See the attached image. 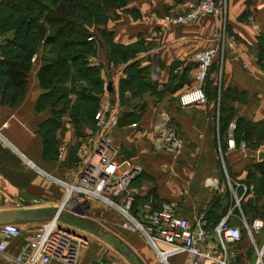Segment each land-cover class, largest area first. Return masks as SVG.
<instances>
[{"label": "crops", "instance_id": "obj_1", "mask_svg": "<svg viewBox=\"0 0 264 264\" xmlns=\"http://www.w3.org/2000/svg\"><path fill=\"white\" fill-rule=\"evenodd\" d=\"M186 3L187 0H126L121 6L111 8L108 20L100 25L111 31L113 39L119 43L144 40L146 45L145 50L124 61L114 77L106 79V83L112 81L113 89L108 90L114 93L116 110L137 113L144 105V111L134 120L111 130L114 145L120 154L126 151L120 142L129 145L135 142L137 147L136 154L128 155L142 165L141 172L129 185L137 199L136 207L146 201L154 208L169 203L191 221L203 214L204 226L209 231L204 245L211 251L220 248L212 226L221 216L228 215L229 221L242 229L239 240L225 242L228 264H256L258 254L261 260L258 264H264V155L260 156V152H264V136L256 139L255 134L260 131L259 121L264 118V0H227L225 25L237 38H233L232 45L228 37L223 52L217 55L220 71L212 69L209 73L206 86L209 99L205 103L183 105L179 94L194 84L193 53L213 44L218 32L217 17L212 14L185 24H172L164 18L166 13L184 11ZM101 53L89 55L88 60L89 64L100 66V74L105 79L108 59ZM141 58L143 64H150L149 77L146 76L149 84L140 94L136 87L123 89V97L128 99L126 105H121L120 83L126 76L125 67ZM242 61L248 65L243 67ZM39 64L37 58L31 60L23 96L17 104L12 105L0 97V210L32 206L56 208L64 196L58 179L77 177L84 144L97 136L95 127L90 131L85 126H90L91 121L76 130L70 118L62 117L64 131L60 143L55 144L53 151L46 150L45 123L58 107L50 101L36 109L38 98L47 90L38 80ZM221 84L225 104L232 107L233 112L222 135L217 112L219 103L215 100L218 101ZM238 121L247 127V135L243 134L246 129L241 127L234 134ZM160 123L174 129L173 143L156 142V126ZM230 133L235 147L229 148ZM240 138L247 141L243 151L238 146ZM61 146L63 149L59 151ZM22 153L32 165L26 164ZM62 162L70 165L68 175L59 166ZM239 182L252 183L254 189L236 203L235 192L242 191ZM94 208L101 214L103 223L93 221L91 232L119 254L120 257L116 255L118 262L135 264L113 241L96 232V222L129 244L145 264H157L148 247L139 241V235H130L131 243L106 225L130 232L118 224L119 213L99 201L89 203L86 215L75 214L70 209L63 211L59 222L75 231L81 229L83 233L77 232L87 237L84 233L87 225L82 220L95 211ZM243 219L249 223L254 219L262 222L260 229L253 232V239L244 230ZM16 222L21 233L12 239L6 250H0V264H17L6 252L15 250L29 237L40 220ZM141 237L145 240L142 234ZM145 243L148 245L146 240ZM91 246L81 250L77 264H116L111 259L114 254L109 255L111 258L106 254V259L103 256L95 259ZM185 258V253H176L168 262L182 264ZM57 263L61 264L57 261L49 264ZM201 264L217 263L205 260Z\"/></svg>", "mask_w": 264, "mask_h": 264}, {"label": "built area", "instance_id": "obj_2", "mask_svg": "<svg viewBox=\"0 0 264 264\" xmlns=\"http://www.w3.org/2000/svg\"><path fill=\"white\" fill-rule=\"evenodd\" d=\"M186 9L178 13H166L164 18L172 24H185L196 21L201 16L212 14L219 19H225L226 0H187ZM222 16V17H221ZM91 38V37H88ZM230 43L234 39L229 37ZM228 36L218 33L215 41L208 47L197 49L193 53L196 62L194 70V84L179 94V101L183 105L191 103H205V81L208 70L219 52H223ZM3 55L0 53V60ZM35 54L31 60H35ZM242 61V66H247ZM107 88V84H106ZM111 101L105 102L94 113V122L99 132L94 139L87 141L83 147V162L74 183L63 182L66 194L54 213L47 219L40 220L29 237L23 239L13 251H7V256L17 264H49L57 261L61 264H77L81 250L87 246L85 235L60 224L61 213L69 208L75 214H88L91 201H99L115 209L120 220L118 224L131 231L142 234L153 249L155 256L162 264H169L168 258L176 253H185L182 264H201L205 260L215 261L217 264H228L226 241H236L242 237V229L229 221L228 215L221 216L212 226V232L217 236L219 250L211 251L204 245L208 230L204 226L203 214L194 220L180 214L173 205L162 203L159 207H152L150 202H143L133 208L135 195L129 190L132 179L142 170V165L131 157L121 155L111 144L108 130L118 124L117 110L111 107ZM134 124V123H132ZM93 130L92 127H86ZM158 144H171L174 141V129L165 123L156 126ZM228 147H235V140L230 133L227 140ZM239 149L247 148V141L241 138ZM61 149L63 146L60 147ZM22 157L26 164L32 165L30 159ZM61 182V179H58ZM208 181L212 182L211 178ZM242 191L235 192L236 203L247 191L253 189L252 183L239 182ZM67 194H69L67 196ZM262 225L259 219L251 223L243 219V228L253 239V232ZM21 233L18 222L0 224V250H6L12 239ZM258 251V250H257ZM260 254L256 264L260 262Z\"/></svg>", "mask_w": 264, "mask_h": 264}, {"label": "trees", "instance_id": "obj_3", "mask_svg": "<svg viewBox=\"0 0 264 264\" xmlns=\"http://www.w3.org/2000/svg\"><path fill=\"white\" fill-rule=\"evenodd\" d=\"M50 3H53L50 6L49 2L42 1V0H0V9H9L12 8L15 11H22L25 12L28 16L23 19V21L30 26V28L34 29V37L36 39H40L43 42L44 46H49L50 50H53L55 47L57 48L56 55L51 56L49 58H45L43 62L40 64L37 70V76L40 85L43 88H46V92L42 93L37 100L36 109L43 107L45 103L50 101H54L56 104L61 103H68L70 98L68 97L71 94H78L76 102L84 103L88 109V112H77L75 109L73 113V117L70 115V120L77 130L80 126L84 123H88L92 121L94 118V113L97 110V103L98 98H96V94L100 92L103 84V77L100 74V66L99 65H91L89 64L88 56L92 54V48L96 45L99 49L102 48L104 52L108 51L107 59L108 62H119V61H126L129 58L136 55L137 52L143 50L142 44L138 40L133 43L124 44L127 47H133L132 53H128V51L121 52L119 46L123 43H119L115 41L112 37V32L100 26L104 24L109 18V10L113 7L121 6L126 0H49ZM96 3V6H101L105 8L106 14V21H90L85 19L83 16L81 17L80 13H77L75 9L72 7L70 8L71 4H77L81 8H85L87 14H91L89 12L90 7L92 4ZM101 3V5H100ZM91 5V6H90ZM6 7V8H5ZM88 8V9H87ZM48 23L50 26V33L46 32L45 24ZM90 25H97L98 32L101 37H98L96 34L90 33L88 30ZM91 37V38H88ZM138 43L142 48H134V44ZM18 51H11L10 54L7 56L5 53L2 52V59L0 60V97L1 100L8 101L10 104L14 105L17 104L21 97L23 96V92L26 85V76L27 72L31 66V57L32 54L35 52L34 47H30L29 49L26 44H18ZM87 46L89 48L88 52L84 50L75 51V53H71L69 50V46ZM109 45H112L113 49L109 50ZM55 46V47H54ZM108 49V50H107ZM117 51V55L121 59L116 58V53L113 51ZM262 49L264 51V42L262 43ZM112 51V52H110ZM91 52V53H90ZM54 53V51H53ZM209 67L208 74L205 81V93H206V86L209 84V73L212 69H215L216 64L214 61ZM138 60H134L127 64L125 67L126 76L120 83V93L119 99L121 105H126L125 102L128 98H124V94L122 90L125 88H137V94H140L141 91L145 90V87L149 84L146 80V76L149 77L150 72V64H144L146 66L147 72L141 75L137 69H132L134 65L140 66ZM71 62L74 64V67H70L69 63ZM140 66L139 68H141ZM73 71L79 75V79L83 82L82 87L80 89L77 85H74L76 82L73 83V86H58V82L60 78H66L68 74ZM62 76L59 77V75ZM73 78V77H72ZM76 78V77H75ZM73 81V80H72ZM86 84V85H85ZM77 87V88H76ZM6 90H11L10 97L7 98ZM225 91L222 89L219 95V100H216V103H219V133L222 135L224 129L226 127L227 121L232 117V107L225 104L224 98ZM136 94V93H135ZM136 94V95H137ZM80 95V96H79ZM207 96V94H206ZM233 96V94H232ZM15 97V98H14ZM217 98V97H216ZM207 99L209 97L207 96ZM62 106H59L55 109L52 113V118L49 119L45 123L44 127V137H45V146L46 150L53 151L55 144L58 142V137L56 135V129L62 125V113L65 111ZM229 108V109H228ZM228 109V110H227ZM120 111L125 112L129 116L120 118L118 120V124H124L131 120H134L137 114L136 112H132L127 109H121ZM75 113H78V116H75ZM81 114V116H80ZM260 131L256 134V139H262L264 136V129L261 130V127H264V118L260 121ZM241 121H238L237 124V132L238 128H245L244 135L248 134L247 127L242 125ZM253 129V128H251ZM241 139V138H240ZM238 139V140H240ZM237 140V138H236ZM239 142V141H238ZM135 201L137 199L135 198ZM135 201L133 208H136ZM244 208V205H241Z\"/></svg>", "mask_w": 264, "mask_h": 264}, {"label": "rangeland", "instance_id": "obj_4", "mask_svg": "<svg viewBox=\"0 0 264 264\" xmlns=\"http://www.w3.org/2000/svg\"><path fill=\"white\" fill-rule=\"evenodd\" d=\"M42 1H46V2H49L50 3L49 0H42ZM52 5H53V3H50V6H52ZM100 5H101V3H100ZM71 7L72 8L74 7L73 9H75L77 13H80L81 14V17L83 16L87 20H90V21L93 20L95 22H97V21L98 22L99 21H106V14L104 12L105 11V8L103 7V5H101V6H98L97 5L96 6V3L94 2V4H92V6L90 7L89 12L91 14H89V15L87 14V11H86L85 8L83 9L80 6H77V4L72 3L71 6H70V8ZM226 13H227V0H226V8H225V12H224V17H226ZM27 16L28 15L25 12L15 11L12 8H9V9H0V53L2 54V52H3L7 56L13 50L16 51V52L18 51V46H19L18 44H26L28 46L27 49H29L30 47H34L35 48V52L32 55L35 54V57L39 60V63L41 64L43 62V60L45 59V58H43L44 56L47 57V58H49L51 56L56 55V51L55 50L57 48L54 46L55 48L53 50H50L49 46H44L43 45L42 40H40V39L38 40V39H36V37H34V35H33L34 29L33 28H30V26L27 25L23 21V19L25 17H27ZM219 18L220 17H217V19H216L217 20V23H218V32H217V34L218 33H225L226 36L231 37L232 39L233 38L236 39L237 36L234 35L227 28V25H225V19H219ZM45 24H47V25H45V27H46V32L45 33H50L51 31H50L49 24L46 23V22H45ZM88 28H89L88 30L90 31V33L96 34L98 37H101L100 34H99V32H98L99 30H98V26L97 25H90ZM140 44H142L143 50H145L146 45H145L144 40L143 41H140ZM133 46H134V48L137 47L138 49L139 48H142L138 43L134 44ZM119 47H120V49H117V51L121 50V52L128 51V53H130V52L132 53L133 47H131V46L127 47L126 45L121 44V46H119ZM68 48L70 49L69 51L72 54L75 53V51H78V50H84V51L88 52V54H89V48H87V46H74L73 45V46H69ZM111 48H113V46L112 45H109V50ZM116 48H118V47H116ZM116 48H113V49H116ZM113 49H112V51H113ZM91 50H92L91 51L92 54H90V56L91 55H96V54L102 55L101 52H104V51H102V48L99 47V49H98L96 45ZM53 51H54V53H53ZM112 51H110V52H112ZM117 51L116 52L113 51V53H116V55H117ZM107 54H108V51L104 52V55L106 57H107ZM116 58L117 59H121V58L118 57V55L116 56ZM215 58H217L214 61V63L216 64L215 70H216L217 73H219V71H220L219 70L220 58L219 57H215ZM143 61H144V59H142V58L138 60V63L140 64V66H142L141 68H139L140 66H136V65H134V67H132V69H137V71H139V73L141 75H143L144 73L147 72L146 66L143 64L144 63ZM123 62L124 61L112 62L111 64L108 62L107 65H106V67H104L105 79H103V84H102V88H101L100 92H98L96 94V98H98V103H97V106L98 107H97V109L101 105H103L105 102H107V101H111L112 102V105H111V102H110V105H111V107L113 106L114 93L112 91H109L106 88V84H107L106 83V79L107 78L114 77L115 74H117V71L122 66V63ZM68 63H69V65H70L71 68L74 67V64L73 63H71V62H68ZM40 64H39V66H40ZM60 76H62V74H60L59 77ZM78 77H79L78 74L73 73V71H71L68 74V76H66V78L63 77V78H60L59 79L58 86L61 87V85H62V86L71 87V86H73V83L76 82L74 85H77V87L80 89V87H82L85 82H82V80L79 79ZM6 93H7V96H8L7 98H9L10 97L9 95L12 92H11V90H8V91L6 90ZM68 97L70 98V101L68 103H65L64 102L63 103V106H62L61 103L57 104V107L62 106L63 109L66 108L65 111L62 113V117H64V118H67L68 117L69 118L70 115L73 117L74 116L73 113H74L75 109H77V112H83V111H85V113L88 112V109L86 108L87 106L84 103L76 102L75 101V99H77V97H78V94H71ZM80 108L83 111L82 110H79ZM143 111H144V105H143L142 108L139 109V111H138L137 114H141ZM217 112H218V115H219V109H218ZM78 115H79L78 113H75V116H78ZM116 115L118 117V120L120 118H124L126 116L127 117L129 116V114L127 115L125 112H122V111H118L116 113ZM80 116H81V114H80ZM232 116H233V112H232ZM90 123H91V125L89 127H92V128L95 127V129H96V131L98 133L99 132V129H97V127L95 126L94 118H93V120ZM85 126L88 127L87 124ZM118 126H119V124H117L115 127H112V128H110L108 130V132L111 135V144L114 147H115V145H114V139L112 138L111 130H113L114 128H118L119 129ZM262 129H264V127H261V130ZM63 131H64V127L63 126H61V127L59 126L56 129V132L55 133L58 136V142H59V140H61ZM119 144H122V147L126 150L125 152H123V151L121 152V154H123V156L125 155L126 157H130L128 155H132L133 156V154H136L137 147L135 146V142H133L132 145H129V143L126 144V142H124V141L123 142H120ZM62 149L59 147L58 150L60 151ZM79 160L80 161H79L78 166H77V171H78L77 177L79 176V171L81 169L82 162H83L82 159H79ZM59 166L62 167V168H64L65 175H68V173L70 171V165L62 162V163H59ZM59 179H61V185H62V188H63V195H65L67 190H66V186L64 185L63 182L74 183V180L76 178L75 179H69V178L63 177V178H59ZM253 189H254V187H253ZM256 190H257V192H260V190L258 188ZM92 202H96V201H92ZM107 207H109V206H107ZM95 208H94V210H95ZM67 209H69V208H65L63 211H68ZM118 216H119L118 218L120 219V215H118ZM86 217H85L84 220H82V223H84V224L87 225L86 226V229H85L86 232H84V233H86L88 235L87 236V239H88L87 247L89 245H92L91 246V249L93 250V253L92 254L94 255L95 259L97 257H100V256L101 257L103 256V259H106L105 258L106 257V254H107V256L114 254L115 257L114 256H112V258L110 256L109 257L112 260H114V262H116V264H121V262H118L116 260L117 256L120 257L119 254L113 248H111L108 244H106L105 242H103L102 240H100L97 236H95L91 232V227H92L93 221H99V222H102L103 223V220H102L103 218H102L101 214H99V212L97 210H95L91 214H89V216L87 218ZM106 225L111 230H113L114 232H116V233L120 234L122 237H124L125 240H127L128 242H131L132 237L130 235H132L133 233L139 235V241L141 243H143V245H146V247H148V251L155 258V263L161 264L158 260H156L157 258L155 257L152 249L150 248L149 245H147L145 243V240L143 239V237H141V234L139 232L128 230L130 232L124 233V232L118 231V229L115 228L111 224L109 225V224L106 223ZM76 230L77 231H80L81 233H83V231H81V229H79V228L76 229ZM133 242H134V239H133ZM82 252H83V250H82Z\"/></svg>", "mask_w": 264, "mask_h": 264}, {"label": "water", "instance_id": "obj_5", "mask_svg": "<svg viewBox=\"0 0 264 264\" xmlns=\"http://www.w3.org/2000/svg\"><path fill=\"white\" fill-rule=\"evenodd\" d=\"M107 89L112 90V81H107ZM264 152H260V156H263ZM54 213V208L51 206H32V207H21L14 209L0 210V224L5 222L24 221V220H44L47 219ZM96 232L100 231L106 238L110 239L115 243L121 251L125 252L130 256L135 264H145L139 254L132 249V247L123 242L118 236L108 229L103 228L97 222L94 224Z\"/></svg>", "mask_w": 264, "mask_h": 264}, {"label": "bare ground", "instance_id": "obj_6", "mask_svg": "<svg viewBox=\"0 0 264 264\" xmlns=\"http://www.w3.org/2000/svg\"><path fill=\"white\" fill-rule=\"evenodd\" d=\"M69 194H67V196H68Z\"/></svg>", "mask_w": 264, "mask_h": 264}]
</instances>
